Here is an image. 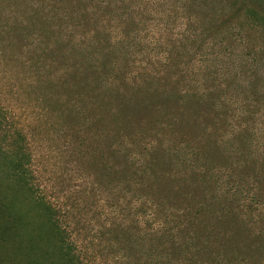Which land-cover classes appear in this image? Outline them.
<instances>
[{"label": "rangeland", "instance_id": "rangeland-1", "mask_svg": "<svg viewBox=\"0 0 264 264\" xmlns=\"http://www.w3.org/2000/svg\"><path fill=\"white\" fill-rule=\"evenodd\" d=\"M99 1L0 0V264L178 262L168 237L149 230L188 220L184 206L196 213L201 196L183 199L181 168L165 184L142 162L156 163L165 144L211 155L208 169L222 160L196 127L176 137L119 127L127 117L116 115L127 112L132 89L143 96L170 89L181 76L197 80L200 68L206 88L220 84L221 100L253 113L254 138L264 149V0H125L116 13L80 20L84 34L96 19L121 14L130 32L158 41L152 57H169L167 65L139 55L134 63L121 60L112 88L95 82V55L78 49L82 31L73 25L76 12ZM98 60L108 68L116 61Z\"/></svg>", "mask_w": 264, "mask_h": 264}, {"label": "trees", "instance_id": "trees-1", "mask_svg": "<svg viewBox=\"0 0 264 264\" xmlns=\"http://www.w3.org/2000/svg\"><path fill=\"white\" fill-rule=\"evenodd\" d=\"M124 6L125 0L99 1L89 11L82 9L76 12L73 25L82 31L80 20L88 22L96 12L101 13L99 17H104L107 10L116 13ZM128 26L121 14H114L109 20L96 19L91 30L84 34L82 31L79 35L82 42L80 44L77 41L76 46L80 44L78 49L87 48L95 55L96 63L89 69L101 87H114L116 71L119 69L117 63L121 60L133 59L131 63H134L135 57L139 55L147 57L149 61L153 58L158 64L167 65L169 61L168 56L152 57L150 52L158 41L145 38L138 30L130 32ZM110 55L116 61L108 68L98 59ZM193 73L197 80L188 81L185 76H181L182 79L174 87L160 92L149 88L143 96L132 89L133 95L136 94L124 103L128 107L127 112H118L116 115L127 117V121L119 127L131 132L132 127H137L136 132L142 135L164 132L171 137L177 134L183 136L196 127L201 143L214 140L210 154H216L222 160L219 168L208 169L207 161L214 160L211 155L200 154L201 151L196 152L192 148L184 151L187 147L184 148L182 144L179 147L165 144L158 149L161 154L156 163L142 162L145 173L154 178L159 177L160 181L164 179L165 184L167 174L172 169L181 168L182 179L186 183L185 187H188L182 191L183 199L191 201L196 196L194 194L198 193L201 196L200 203L206 202L205 205L198 204L196 213H190L191 207L186 204L182 216L186 218L187 215L188 220L175 219L169 225L167 221L155 224L156 227L149 230V235H166L168 244L175 247L178 262L264 264V149L258 146L254 138L253 113L245 105L237 107L235 103L227 104L224 97L221 100L220 84L215 83L212 88H206L200 68H195ZM104 76L105 84H102L100 80ZM151 76L149 78L155 79L154 75ZM132 114L143 116L141 122L133 120ZM238 115L247 117L237 123L235 119ZM153 116L155 119H152ZM154 127H158V130H153ZM160 164L167 169L159 168ZM14 168L20 170L16 163ZM172 207L171 210L174 209ZM44 208L48 221L53 222L50 208L47 205ZM203 216L207 218L200 223L198 218ZM51 226L58 234L55 224L51 223ZM57 243L59 247L63 246L61 238ZM66 261H69L67 253Z\"/></svg>", "mask_w": 264, "mask_h": 264}]
</instances>
